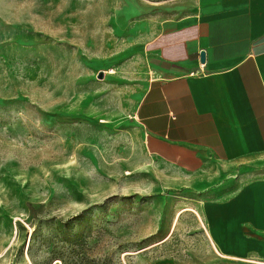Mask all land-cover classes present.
Wrapping results in <instances>:
<instances>
[{"label":"rangeland","instance_id":"374dc122","mask_svg":"<svg viewBox=\"0 0 264 264\" xmlns=\"http://www.w3.org/2000/svg\"><path fill=\"white\" fill-rule=\"evenodd\" d=\"M140 1L0 0V264H264L182 211L128 111Z\"/></svg>","mask_w":264,"mask_h":264},{"label":"crops","instance_id":"0c3cea01","mask_svg":"<svg viewBox=\"0 0 264 264\" xmlns=\"http://www.w3.org/2000/svg\"><path fill=\"white\" fill-rule=\"evenodd\" d=\"M137 9L130 54L145 87L128 111L160 178L222 254L264 260V0H141ZM37 31L59 45V24Z\"/></svg>","mask_w":264,"mask_h":264},{"label":"water","instance_id":"95a60500","mask_svg":"<svg viewBox=\"0 0 264 264\" xmlns=\"http://www.w3.org/2000/svg\"><path fill=\"white\" fill-rule=\"evenodd\" d=\"M199 58H200V61H201V62L204 61V59H205V53H204V51H201V52L199 53ZM98 77H99V78L102 77V72H99Z\"/></svg>","mask_w":264,"mask_h":264},{"label":"bare ground","instance_id":"6f19581e","mask_svg":"<svg viewBox=\"0 0 264 264\" xmlns=\"http://www.w3.org/2000/svg\"><path fill=\"white\" fill-rule=\"evenodd\" d=\"M213 230V229H212Z\"/></svg>","mask_w":264,"mask_h":264}]
</instances>
